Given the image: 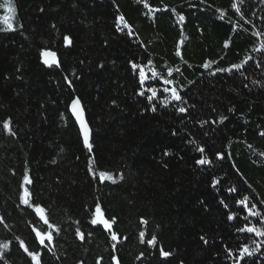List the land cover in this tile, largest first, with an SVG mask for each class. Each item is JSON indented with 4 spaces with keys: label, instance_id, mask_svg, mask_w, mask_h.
<instances>
[{
    "label": "trees",
    "instance_id": "obj_1",
    "mask_svg": "<svg viewBox=\"0 0 264 264\" xmlns=\"http://www.w3.org/2000/svg\"><path fill=\"white\" fill-rule=\"evenodd\" d=\"M12 3V29L0 19V264H35L21 240L40 264H264V235L238 231L264 227V0ZM97 203L111 230L91 223Z\"/></svg>",
    "mask_w": 264,
    "mask_h": 264
},
{
    "label": "snow or ice",
    "instance_id": "obj_2",
    "mask_svg": "<svg viewBox=\"0 0 264 264\" xmlns=\"http://www.w3.org/2000/svg\"><path fill=\"white\" fill-rule=\"evenodd\" d=\"M241 2H242V0H241ZM232 7L235 8L238 12L240 11V8L237 7V4L236 3H234L232 5ZM0 8H3L4 11L7 13L6 15L0 17V19H3V21L5 22V24L7 26V29H9V30L12 29L11 19H12V16L14 15V13L16 11L15 6L12 3V0H3V3H0ZM221 18H223V17H221ZM118 19L120 21H123L124 20V17L123 16H120V17H118ZM180 19L183 20L184 17L181 16ZM65 41H66V43H68L69 42V38L68 37H65ZM42 56L44 57V63L46 65H49L50 66L52 64H56L57 63V61H56V54L54 52L44 51V52H42ZM132 67L135 70L139 66L136 65V64H133ZM232 67L233 68H236V69H239L241 67V65L236 64V65H232ZM221 70H223V69H221ZM169 73H171V69H169ZM155 75H156V73L153 72V76H155ZM139 77H140V83H141V85H143L144 84V81L146 79H148V77L146 76V74H145V72H144V70H143L142 67L140 68V71H139ZM164 83L165 84H169V83H171V81L165 80ZM147 90L149 92H151V95L148 97V99L149 100H152L153 97H155L157 95V92L153 88H149ZM164 91L167 92V91H169V89L165 88ZM171 92H172V95L168 99H174V100H180L181 99V96L175 91V89H172ZM140 94L141 95H144L143 92H141ZM164 103H167V99L164 101ZM71 108H72V111H73L74 115L76 116L77 121H79V123L81 125V130L83 131V135H84V143H85V145L89 149H91V145L89 144V129H88V127H87V125H86V123H85V121L83 119V113L80 110V101H79L78 98L72 100ZM153 110H155V109H153ZM178 110L180 112H185L186 111V109L183 108V107L179 108ZM221 119H223V117ZM9 124H10L9 121H5L4 124H3V127L5 129L11 131ZM262 135H264V133H262ZM199 151L202 152L203 149H199ZM165 155H167V153H165ZM197 163H199V164H207V163H209V161L207 159H205V158H201V159H199L197 161ZM99 178H100L101 181H104V180H113V177L109 173L104 172V171L99 172ZM23 180H24V184H22L21 187L24 188V191L22 192V194L20 196V200H21V202L23 204L28 205V204H30V195L31 194L29 193L28 189L26 187H24V185L30 184L31 181L29 179V176H28L27 171H25V175H24ZM233 191H234V189H233ZM248 199L249 198L247 196H245L243 198V200L238 201V203L245 205V207L247 208L246 202L248 201ZM33 207H34L35 211L40 215L41 220H43V222L45 224H49L48 219L45 218V209L42 208L40 205H33ZM255 208H256V205L253 204V205H251V208H247V211L252 216H260V213L259 212L253 211V209H255ZM232 218H233V216L230 215L229 216V219H232ZM114 222H115V218H112L111 220H109V219H106L104 217V215L102 213V210H101V206H100L99 203H97L96 208H95L94 218L91 220V223L93 225H97L99 223V224L103 225V227L106 230H111L112 225H113ZM141 222L142 223H146V221H144L143 218H142V221ZM49 226L51 227V225H49ZM238 231H241V232L246 231V232H249V233H255L257 235H264V227L258 228V227L247 226L246 225L245 227L238 229ZM36 235L39 238V241H40L41 244L44 243L45 236H47V239L49 241L52 240L51 233H44V234H42L41 232L37 231ZM77 235H80L81 238H83L82 237V234L79 231V229L77 230ZM143 235L144 234L141 233V237H143ZM111 238L114 241L117 240V234H116V232L113 231L111 233ZM201 239L203 240L204 238L201 237ZM155 241H156V237L153 236L151 240H148L147 241V243L154 244ZM20 246L24 248L25 252L28 253V255L32 258V260L35 262V264H40V259H39L40 254L38 252H30L28 250V248L25 246L24 241H22V240L20 241ZM0 247L7 248L8 247V244L0 245ZM255 250H256L255 248L252 249L253 252ZM244 254L251 255V252L249 251V249L247 248V246H244L243 247V250H242V253H241V258L243 257ZM169 255H170L169 252H166L163 249H161V256L162 257H168ZM113 259L115 260L116 257H113Z\"/></svg>",
    "mask_w": 264,
    "mask_h": 264
},
{
    "label": "water",
    "instance_id": "obj_3",
    "mask_svg": "<svg viewBox=\"0 0 264 264\" xmlns=\"http://www.w3.org/2000/svg\"><path fill=\"white\" fill-rule=\"evenodd\" d=\"M41 61H42V63H43L44 65H46V64L44 63V57L42 56V54H41ZM56 61H57V57H56ZM52 65H54V64H52ZM52 65H50V66H52ZM46 66H49V65H46ZM74 99H77V98H74ZM71 103H72V101H71ZM71 103H70V105H69V113L71 114L72 118L74 119V121H75V123H76V125H77V127H78V129H79V132H80L81 138H82L83 143H84V135H83V131L81 130V125H80L79 121H77L76 116L74 115V113H73V111H72ZM80 110H81L82 113H83V119H84V121H85V123H86V125H87L86 118H85V113H84V110H83V108H82L81 103H80ZM87 127H88V125H87ZM88 129H89V127H88ZM89 142H90V129H89ZM84 144H85V143H84Z\"/></svg>",
    "mask_w": 264,
    "mask_h": 264
},
{
    "label": "rangeland",
    "instance_id": "obj_4",
    "mask_svg": "<svg viewBox=\"0 0 264 264\" xmlns=\"http://www.w3.org/2000/svg\"><path fill=\"white\" fill-rule=\"evenodd\" d=\"M14 18H15V13H14V15L12 16V19H11L12 27H13V25H14ZM1 22H2V24L6 25L5 22L3 21V19H1Z\"/></svg>",
    "mask_w": 264,
    "mask_h": 264
},
{
    "label": "bare ground",
    "instance_id": "obj_5",
    "mask_svg": "<svg viewBox=\"0 0 264 264\" xmlns=\"http://www.w3.org/2000/svg\"><path fill=\"white\" fill-rule=\"evenodd\" d=\"M81 103V102H80Z\"/></svg>",
    "mask_w": 264,
    "mask_h": 264
}]
</instances>
